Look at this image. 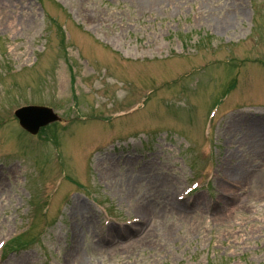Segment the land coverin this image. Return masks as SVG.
<instances>
[{"label": "rangeland", "instance_id": "obj_1", "mask_svg": "<svg viewBox=\"0 0 264 264\" xmlns=\"http://www.w3.org/2000/svg\"><path fill=\"white\" fill-rule=\"evenodd\" d=\"M52 1L0 0V264H264V0Z\"/></svg>", "mask_w": 264, "mask_h": 264}, {"label": "water", "instance_id": "obj_2", "mask_svg": "<svg viewBox=\"0 0 264 264\" xmlns=\"http://www.w3.org/2000/svg\"><path fill=\"white\" fill-rule=\"evenodd\" d=\"M16 116L19 118L22 127L32 134L37 133L40 127L58 120V117L51 109L42 107L21 109L16 112Z\"/></svg>", "mask_w": 264, "mask_h": 264}, {"label": "trees", "instance_id": "obj_3", "mask_svg": "<svg viewBox=\"0 0 264 264\" xmlns=\"http://www.w3.org/2000/svg\"><path fill=\"white\" fill-rule=\"evenodd\" d=\"M64 40V39H63Z\"/></svg>", "mask_w": 264, "mask_h": 264}]
</instances>
